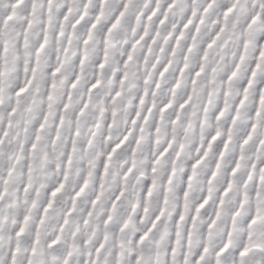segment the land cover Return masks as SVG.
Returning a JSON list of instances; mask_svg holds the SVG:
<instances>
[{"label":"snow or ice","instance_id":"snow-or-ice-1","mask_svg":"<svg viewBox=\"0 0 264 264\" xmlns=\"http://www.w3.org/2000/svg\"><path fill=\"white\" fill-rule=\"evenodd\" d=\"M0 264H264V0H0Z\"/></svg>","mask_w":264,"mask_h":264}]
</instances>
